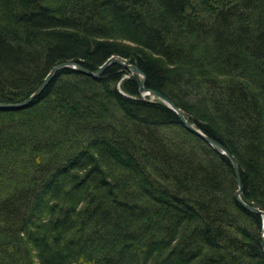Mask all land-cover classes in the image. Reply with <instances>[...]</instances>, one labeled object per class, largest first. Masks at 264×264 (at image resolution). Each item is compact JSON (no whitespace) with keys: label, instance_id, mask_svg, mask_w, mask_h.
Here are the masks:
<instances>
[{"label":"trees","instance_id":"trees-1","mask_svg":"<svg viewBox=\"0 0 264 264\" xmlns=\"http://www.w3.org/2000/svg\"><path fill=\"white\" fill-rule=\"evenodd\" d=\"M112 55L236 158L264 210V0H0V102ZM236 190L229 159L115 63L0 109V264H264Z\"/></svg>","mask_w":264,"mask_h":264},{"label":"water","instance_id":"water-1","mask_svg":"<svg viewBox=\"0 0 264 264\" xmlns=\"http://www.w3.org/2000/svg\"><path fill=\"white\" fill-rule=\"evenodd\" d=\"M115 63L119 66H122L123 68L127 69L129 71V77L133 78L135 75L139 77V92L142 97L148 95L152 98H157L161 100L167 107H169L172 111H174L179 118L181 124L184 126L185 129L192 132L193 134L201 137L207 144L210 146L216 148L221 154L225 155L229 161L231 162V165L233 167L234 176L237 184V190L235 192V199L237 202L245 209H247L250 212H253L255 214H258L261 216V247L262 251L264 252V210L246 203L242 197V183L240 179V172H239V165L236 160V158L220 143L215 141L214 139L208 137L206 134H204L199 128L194 126L192 123H190L186 117L182 109H180L173 101L159 93L158 91L150 88L144 87L145 83V75L144 73L133 63H131L129 60L124 59L117 55H112L109 58H107L100 66H98L95 70H89L82 65H79L75 62H61L55 64L49 72L46 74V76L42 79V81L37 85V87L33 90V92L26 97L25 99L19 101V102H0V109H20L32 102L33 99H35L44 89L45 87L51 82V80L54 78L56 72L60 69H71L76 72L83 73L87 76H90L92 78H98L99 75L103 72V70L110 64Z\"/></svg>","mask_w":264,"mask_h":264}]
</instances>
